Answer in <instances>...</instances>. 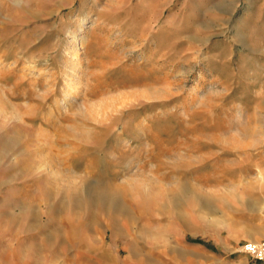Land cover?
I'll use <instances>...</instances> for the list:
<instances>
[{"label": "rangeland", "instance_id": "rangeland-1", "mask_svg": "<svg viewBox=\"0 0 264 264\" xmlns=\"http://www.w3.org/2000/svg\"><path fill=\"white\" fill-rule=\"evenodd\" d=\"M263 239L264 0H0V264Z\"/></svg>", "mask_w": 264, "mask_h": 264}, {"label": "built area", "instance_id": "built-area-1", "mask_svg": "<svg viewBox=\"0 0 264 264\" xmlns=\"http://www.w3.org/2000/svg\"><path fill=\"white\" fill-rule=\"evenodd\" d=\"M243 251L252 259L264 264V239L259 242H246Z\"/></svg>", "mask_w": 264, "mask_h": 264}, {"label": "bare ground", "instance_id": "bare-ground-1", "mask_svg": "<svg viewBox=\"0 0 264 264\" xmlns=\"http://www.w3.org/2000/svg\"><path fill=\"white\" fill-rule=\"evenodd\" d=\"M71 34H73V32H72ZM73 35H74V34H73ZM72 69H73V68H72ZM72 71H73V70H72ZM67 74H69V73H67ZM69 79H71V78H70V77L65 78L64 85H67V84H68ZM64 93H65V92H64ZM68 96H69V95H68V92H67V93L64 94L63 99H64V100L67 99Z\"/></svg>", "mask_w": 264, "mask_h": 264}]
</instances>
